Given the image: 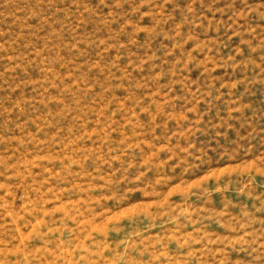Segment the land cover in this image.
I'll list each match as a JSON object with an SVG mask.
<instances>
[{
	"label": "rangeland",
	"instance_id": "1",
	"mask_svg": "<svg viewBox=\"0 0 264 264\" xmlns=\"http://www.w3.org/2000/svg\"><path fill=\"white\" fill-rule=\"evenodd\" d=\"M0 264H264V0H0Z\"/></svg>",
	"mask_w": 264,
	"mask_h": 264
}]
</instances>
